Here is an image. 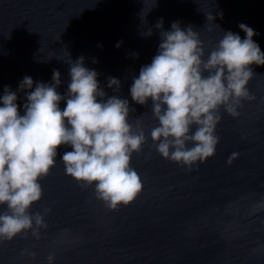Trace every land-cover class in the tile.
Instances as JSON below:
<instances>
[{"label":"water","instance_id":"95a60500","mask_svg":"<svg viewBox=\"0 0 264 264\" xmlns=\"http://www.w3.org/2000/svg\"><path fill=\"white\" fill-rule=\"evenodd\" d=\"M173 22L199 33L205 58L223 32L243 39L240 23L258 33L252 39L264 52V0H0V95L5 86L17 92L23 114L19 82L30 76L33 88L51 84L55 69L63 96L69 64L82 56L98 73L104 99H127L135 109L129 122L140 116L147 137L130 163L143 189L115 210L96 198L94 185L82 187L65 174L60 156L71 147L59 146L55 166L39 181L42 197L28 210L50 209L47 228L39 239L28 230L0 241V264H49V254L51 264H264V208L252 211L264 199V65L250 66L247 88L255 99L242 101L238 117L220 108L213 156L191 170L164 159L151 146L150 131L158 126L151 101L136 104L129 89L157 54L159 33ZM148 30L151 36L142 35ZM113 77L118 91L107 86ZM59 106L63 110L65 101Z\"/></svg>","mask_w":264,"mask_h":264},{"label":"clouds","instance_id":"9594fccd","mask_svg":"<svg viewBox=\"0 0 264 264\" xmlns=\"http://www.w3.org/2000/svg\"><path fill=\"white\" fill-rule=\"evenodd\" d=\"M213 19L207 15L208 21ZM155 27L162 29V19ZM238 27L245 33L243 39L223 32L205 58L199 33L173 22L171 30L159 33L157 54L141 66L129 89L136 104L151 101V115L158 121L150 131L151 146L162 158L188 170L215 154L220 108L238 117L242 101L255 99L247 88L254 75L250 66L264 65V52L252 39L258 33L243 23ZM83 60L81 56L69 64L70 83L63 96L56 90L61 83L58 70H53L51 84L35 82L34 88L32 78L25 76L17 89L25 92L23 114L17 92L5 86L0 95V205L6 206L0 212V241H11L28 230L39 239L40 229L47 228L44 216L50 209L33 214L28 210L42 197L39 181L55 166L59 146L71 147L60 156L65 174L82 182V187L94 185L96 198L107 208L127 205L143 189L139 174L130 166L132 154H139L147 142L142 120L139 116L129 122L135 109L127 99L116 95L104 99L98 73L86 68ZM107 86L118 91L120 81L109 78ZM262 208L264 199L252 211ZM46 259L51 264L54 256Z\"/></svg>","mask_w":264,"mask_h":264}]
</instances>
